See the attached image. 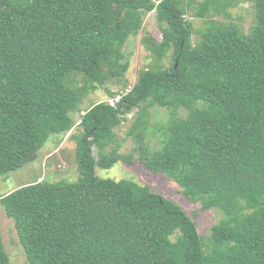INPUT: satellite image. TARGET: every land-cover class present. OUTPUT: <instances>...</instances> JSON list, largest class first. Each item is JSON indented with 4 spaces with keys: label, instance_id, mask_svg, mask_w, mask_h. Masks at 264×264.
I'll return each mask as SVG.
<instances>
[{
    "label": "trees",
    "instance_id": "1",
    "mask_svg": "<svg viewBox=\"0 0 264 264\" xmlns=\"http://www.w3.org/2000/svg\"><path fill=\"white\" fill-rule=\"evenodd\" d=\"M252 1L245 31L229 19L241 0H0V176L36 159L51 134L79 127L77 180L0 195L28 264H264V0ZM193 9L205 20L197 41ZM150 12L161 32L142 38L153 63L110 93L115 103L81 109L125 77L124 46ZM155 106L169 111L153 127L158 148L148 141ZM133 111L136 147L121 153L115 130ZM138 160L222 213L207 237L176 201L95 171ZM0 264H11L1 227Z\"/></svg>",
    "mask_w": 264,
    "mask_h": 264
},
{
    "label": "rangeland",
    "instance_id": "2",
    "mask_svg": "<svg viewBox=\"0 0 264 264\" xmlns=\"http://www.w3.org/2000/svg\"><path fill=\"white\" fill-rule=\"evenodd\" d=\"M232 20L237 21L240 26L247 31L254 23V9L252 0H241V3L229 10ZM194 9L187 14L189 20L194 25L193 41L201 37V31L205 26V20L194 16ZM220 20H229L224 16H217ZM151 35L157 39L161 38V32L155 12H150L145 17L143 28L136 36H131L124 46V53L129 59L130 66L123 79H111L98 90L90 92L85 96L81 104V109L89 108L94 103L106 101L115 103L117 99L130 88L137 80L139 71L142 68L149 67L152 63V56L149 50L144 46L142 38L144 35ZM165 66L171 64L170 58L164 62ZM77 79H81L79 76ZM110 93L120 94L116 99H112ZM181 112L180 114H182ZM82 112L75 111L72 117L75 122L80 121ZM136 112L129 114L126 121L116 128L118 136L119 151L129 154L136 147L135 141L128 136V131L135 120ZM169 118V111L165 107L155 106L151 109L150 123L151 128L148 134V141L152 148L160 146L159 135L153 133V127L166 122ZM79 131L78 125L65 134H51L45 144L38 150L37 157L31 162L24 164L6 175L0 176V195H5L20 186L46 179L54 182L59 180L75 181L79 177L76 160V141L70 136L71 133ZM111 148L108 147L106 152ZM94 156L98 158V151L94 148ZM96 174L101 178H113L115 180L128 179L141 185L150 186V188L161 193L167 198L176 201L187 212V214L196 222L199 233L207 237L212 225L217 222L222 213L216 208L205 209L200 201L194 202L186 198L182 192L181 186L173 179L163 173L149 172L139 160L134 164H127L119 161L111 168L104 169L96 166ZM0 227L2 231L3 242L6 251L9 254L11 264H28L23 247L15 229L14 220L7 216L5 210L0 208Z\"/></svg>",
    "mask_w": 264,
    "mask_h": 264
},
{
    "label": "clouds",
    "instance_id": "3",
    "mask_svg": "<svg viewBox=\"0 0 264 264\" xmlns=\"http://www.w3.org/2000/svg\"><path fill=\"white\" fill-rule=\"evenodd\" d=\"M119 98H120V97H119ZM119 98H118V99H119ZM111 104H113V103H111Z\"/></svg>",
    "mask_w": 264,
    "mask_h": 264
}]
</instances>
